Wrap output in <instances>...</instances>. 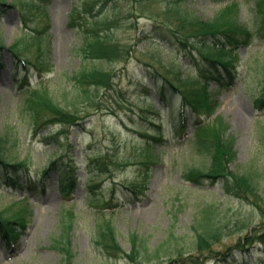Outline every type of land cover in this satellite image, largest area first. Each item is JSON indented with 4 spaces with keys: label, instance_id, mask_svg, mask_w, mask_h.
Returning <instances> with one entry per match:
<instances>
[{
    "label": "rangeland",
    "instance_id": "374dc122",
    "mask_svg": "<svg viewBox=\"0 0 264 264\" xmlns=\"http://www.w3.org/2000/svg\"><path fill=\"white\" fill-rule=\"evenodd\" d=\"M5 1L13 6H0V39L4 47L0 69V135L10 138L11 161L26 160L31 184L40 183L39 175L48 162L65 156L61 160L64 162L70 155H73L77 166L78 184L73 194L60 196L56 190L55 175L50 172L44 194L33 196L27 193L22 198L20 191L8 188L0 179V213L7 211L10 215L12 210L22 209L26 204L31 211L22 220L24 227L19 229L20 236L12 247L6 246L0 234V264H62L52 239L58 236L64 221L71 225L74 264H131L122 258L105 256L97 250V224L103 220L115 226L118 240L126 251L131 250L129 235L134 232L145 238L151 249H165L178 241L186 251V242L192 235L197 215L207 205L221 212L228 229V236L222 244L215 246L216 249L237 244L250 228L262 226L253 205L225 196L220 182L194 184L184 178V171L192 167L206 170L210 157L197 152L190 143V122L182 136L172 138L178 117L177 96L173 97L174 111L169 114L154 96L148 100L143 98L142 93L146 91L144 87L149 80L140 70L146 62L155 63L159 58L171 67L170 76L179 69L181 78H185L196 74L192 58L198 56L195 52H184L154 37L151 28L153 19L133 11L135 0H113L106 4L104 0H47L45 9L40 10L38 5L45 0ZM93 1L95 10L100 8L96 16L98 22L114 23L108 27L106 35L122 45L129 58L110 65L109 68L116 71L117 76L113 88L100 94L99 108L97 105L87 107L76 104V110L83 116L80 127H71L56 140H46L43 135L57 131L59 126L35 132L27 109L22 107V98L28 86H46L59 94L73 87L71 77L74 73L93 67H108L98 59L83 56L80 48L82 36L68 21L72 7L83 2L92 4ZM238 1L245 22L250 3L247 0ZM228 3V0L184 1L186 9L204 20L213 19ZM152 6L155 7V4ZM23 8H32L29 21L32 27L42 29L49 23V30L43 38L49 48L51 71L42 75L30 71L26 81L28 86L20 79L24 75L22 65L13 72L17 59L11 53V47L16 43L25 53L24 58L32 60L38 52V43L27 47L26 33L31 28L22 21ZM86 21L89 26L90 21L93 23L90 18ZM238 53L240 64L234 85L218 89L211 82L209 90L212 98L219 100L215 115L226 119L235 137L237 154L232 169L240 173L259 172L264 200V110L257 109L255 103L264 72V39L253 38ZM65 97L69 98V103H66L70 104V93ZM160 107L162 109L157 114ZM141 115L162 120L163 142L147 147L146 138L141 133L154 134L157 129ZM108 149H116L118 158L126 161L127 165L114 172V180L99 182V176L86 175V169L93 154ZM148 154L154 161H147ZM136 180L145 182L146 188L140 199L134 200L128 194L124 195L127 191L123 185ZM93 181L98 183L97 195H83L86 185ZM245 221L253 226L243 227L247 224ZM247 246L249 250L251 248L250 264H264V241ZM236 250L226 260H221L220 256L208 257L203 264H238L243 252ZM163 255L159 262L152 264H190L179 259L171 262L168 256Z\"/></svg>",
    "mask_w": 264,
    "mask_h": 264
},
{
    "label": "trees",
    "instance_id": "16d2710c",
    "mask_svg": "<svg viewBox=\"0 0 264 264\" xmlns=\"http://www.w3.org/2000/svg\"><path fill=\"white\" fill-rule=\"evenodd\" d=\"M112 1L104 0V4ZM184 1L135 0V4L132 6L133 11L138 12L140 16L148 15L153 19L151 28L154 37L160 38L184 52H195L199 58L192 57L197 67V74L185 78H181L179 69L170 76L171 67H167L159 58L155 63L146 62L143 68L141 67V72L149 78L150 85L144 87L146 91L142 94L145 96L144 99H148V92L152 90L158 100L166 108H169V112H172L174 108L173 97L179 96L180 104L177 110L179 124L174 128L173 136H180L183 132L188 118L186 110L189 109L193 130L190 143L197 152L210 157V163L206 170L192 167L184 171V178L195 184L204 181L220 182L225 196L247 201L253 205L260 216L262 226L252 227L251 222L245 221L247 224L243 227L252 228L243 237H240L237 244L224 249H216L215 246L222 244L228 236V229L222 220L221 212L212 205H207L200 209L197 215L192 235L186 242L188 247L186 251L178 241L172 242L165 249L158 247L151 249L148 241L135 232L129 235L131 250L126 251L118 240L115 226L104 220L97 224L96 248L105 256L122 258L131 264L159 262L163 254V256H168L171 262L179 259L186 260L190 264H203L208 257L220 256L221 260H226L229 256H233L237 249L243 252L241 261L236 260L238 264H250L248 258L251 256V248L249 250L247 245L253 246L255 242L264 241V200L261 196L260 173L256 170L240 173L232 169L231 165L236 160L237 154L235 137L232 135L226 119L221 115H215L219 100L212 98L209 84L214 81L219 89L232 86L238 77L239 49L249 44L253 37L264 39V0H247L250 6L245 22L242 20V11L238 0H228L227 6L210 20L195 16L185 8ZM46 2L47 0L42 5H38V9H45ZM153 3L155 7L152 6ZM0 6L12 7L13 5L7 4L5 0H0ZM30 9L23 8L21 10L22 21L31 28L26 33L27 47L38 43L37 55L32 60L24 58L25 53L18 43L11 47V53L17 59L13 66V72L22 65L24 75L21 80L24 82L30 71L37 72L39 75L51 71L49 48L45 45L43 38L49 30V23H46L42 29L36 26L32 27V23H29ZM95 9L94 1L92 4L80 3L71 8L68 21L82 36L80 48L83 51V56L98 59L106 63L108 67H93L74 73L71 77L73 87H69L62 93H54L46 86L27 87L22 98V107L27 109L31 126L35 132L49 126H59L56 132L44 134L46 140H56L60 135L67 133L71 127H80L83 123V116L76 110V104L81 103L87 107L97 105L99 108L100 94L102 91L113 88L114 78L117 76V72L109 68L110 65L122 60L127 61L129 58L128 51L106 35L108 27L113 26V21L99 23L96 16L100 12V8ZM88 18L93 20V23L90 21V26L86 21ZM96 24H100V26L97 27ZM101 28H103V33L100 32ZM3 49V41L0 39V68L3 66L1 59ZM68 93H70V104H68L69 98L65 97ZM255 103L257 109L264 108V72ZM143 118L148 120L150 117L146 115ZM150 120L157 122L158 126L161 125V121ZM157 133L160 136L153 137L141 133L146 138L145 142L148 148L152 146V143L163 142L160 132ZM9 140V136L0 135V176L8 187L21 192L24 190L43 192L49 173L53 172L56 188L60 194L63 196L72 194L78 184L77 166L73 155H70V158L64 162L61 160L65 156L48 162L39 175L40 183L33 182L31 184L26 160L11 161L8 148ZM147 157L148 162L154 161L152 155L148 154ZM124 165H127V162L118 158L116 149H108L93 154L86 171L88 176H99V182L105 179L114 180V172ZM96 184L98 183L94 181L87 184L84 194L97 195ZM123 186L127 191V193L124 192V195L128 194L134 200L138 199L146 188L145 182L141 183L138 180ZM30 213L26 205L22 209L12 210L10 215L7 211L0 213V234L6 246L15 243L20 236L19 229L24 227L22 220ZM70 233L71 225L64 221L60 233L52 239L53 247L61 255L62 264H74Z\"/></svg>",
    "mask_w": 264,
    "mask_h": 264
}]
</instances>
